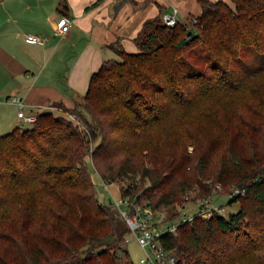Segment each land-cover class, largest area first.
Masks as SVG:
<instances>
[{
	"label": "trees",
	"instance_id": "16d2710c",
	"mask_svg": "<svg viewBox=\"0 0 264 264\" xmlns=\"http://www.w3.org/2000/svg\"><path fill=\"white\" fill-rule=\"evenodd\" d=\"M198 2L195 22L161 17L136 37L137 52L114 47L119 59L62 107L74 119L40 112L0 135V264H117L130 230L104 184L170 210L168 221L191 191L229 195L237 211L196 216L162 245L176 264H264V0ZM138 170L146 185L129 173Z\"/></svg>",
	"mask_w": 264,
	"mask_h": 264
},
{
	"label": "crops",
	"instance_id": "0c3cea01",
	"mask_svg": "<svg viewBox=\"0 0 264 264\" xmlns=\"http://www.w3.org/2000/svg\"><path fill=\"white\" fill-rule=\"evenodd\" d=\"M95 1L0 0V106H16L8 98L18 95L28 113L71 109L86 93L91 74L103 61L118 57L114 47L139 50L135 39L146 23L174 8L182 23L201 14L198 0H103L87 9ZM61 15L72 25L56 33ZM27 33L44 41L29 42ZM13 108L11 115L0 110L1 127L7 132L19 124Z\"/></svg>",
	"mask_w": 264,
	"mask_h": 264
},
{
	"label": "built area",
	"instance_id": "2783aa9c",
	"mask_svg": "<svg viewBox=\"0 0 264 264\" xmlns=\"http://www.w3.org/2000/svg\"><path fill=\"white\" fill-rule=\"evenodd\" d=\"M176 12L177 9L174 8L171 13H164L162 16L163 23L170 27L174 26L178 22L175 16ZM195 20V17L190 18L192 22H195ZM71 25L72 21L69 17L65 15L59 16L55 21L56 33L67 32ZM25 37L27 41L32 43H42L44 41V38L32 33H27ZM8 101L17 106V117L19 119L17 126L25 127L35 122L36 114L26 112V104L20 96L12 95L8 98ZM70 117L74 118L71 115ZM134 178L136 181L139 180V176ZM123 182L122 180L117 186L124 192L126 183ZM104 188L111 193L114 205L118 208L131 234L144 251V254L139 258L140 264H176V255L161 243L162 235L168 232H175L178 226L191 221L196 216L206 218L216 213L225 215L223 206L213 205L210 203V199L202 198L196 200L197 207L193 211H185L186 209H184L174 221H168L163 211H152L150 207H143L137 201V196L122 193L115 198L110 191L109 184H104ZM189 196L187 194L185 199L187 200ZM183 207L184 205L181 206V208Z\"/></svg>",
	"mask_w": 264,
	"mask_h": 264
},
{
	"label": "rangeland",
	"instance_id": "374dc122",
	"mask_svg": "<svg viewBox=\"0 0 264 264\" xmlns=\"http://www.w3.org/2000/svg\"><path fill=\"white\" fill-rule=\"evenodd\" d=\"M189 21H190V19H189ZM114 58L115 59H119L118 57H114ZM210 104L211 103L209 102V106H210ZM7 105L8 104H5V102H4L3 105L0 106V110L1 109L3 110V108H4L5 115H11L12 114V110L11 109H12V107H14L13 108L14 109V114H16V110H17L16 106H12V105H8L7 106ZM213 105L216 108L219 109L220 114L224 117L225 116V112L228 109H224L225 107H223L222 104H215V103H213ZM50 108L49 109L52 110V112L54 114H56V115H64L65 117H67L69 119H74V118L70 117V114L69 113L63 112V110L62 109H59L58 107H50ZM217 116H219V114H217ZM219 118H221V117L219 116ZM200 119H203V117L200 118ZM207 129L208 130L205 129L206 133L214 136V134L209 133V131H212V132L215 133L214 128H212L211 126L207 125ZM6 132L7 131H5V129H3L1 127V123H0V135L4 134ZM192 149H193V145H189L188 146V151H192ZM143 153H147V150H145ZM219 154L220 153L218 152L211 159V161H212L211 163L212 164L214 163V161L217 158V156H219ZM89 159H90V162L91 163H88V169H89V172H90L91 177L93 179V182H94V184H95V186H96V188L98 190V194H96V196H98L99 201H102L103 200V197L105 198V195L103 193L105 191L103 190V182L101 181L100 176L98 175V171L100 172V170H99V167L100 166H98V164H96V162L93 159H91V155L89 156ZM148 165L149 164H146L144 166H148ZM129 173H133L136 176H139L140 180L137 181V183H138L139 186L144 185L146 183L147 178L145 179V181L142 180V178H141L142 170L133 171V172H129ZM127 179H128L127 177H124L121 180L124 181L123 183H127ZM121 180H118L117 183L120 184L119 182H121ZM219 188H220V186H217V189H219ZM111 191L114 194V197L117 198L118 197V193H117L116 189L114 187H111ZM106 195L109 197V194L108 193H106ZM189 195H190L189 198L187 200L185 199L184 202H183L184 207L181 208L180 206H178L176 208V211L178 213L184 211V209H186L185 211H190V210L193 211V209H195L197 207L196 206L197 205L196 200L202 199L201 197H196L194 191H191L189 193ZM230 198L231 197L229 195H227V194H218V193L217 194H213L212 196H208L207 197V199H210L211 200V202H210L211 204L216 205V206L223 205V207H224V214L226 216L229 213H231V212L237 211V209L239 207L238 203H232L231 205H229L227 201L230 200ZM163 212L166 215L165 218H168L170 216V213H171L170 210H164ZM126 239H127V244L126 243H122V246L117 251V264H127V262H126V259L127 258H126V255H125L123 249L128 250L129 256H130V258H131V260L133 261L134 264H140L139 263V258L144 254L143 249L139 246V244L137 243V241L135 240V238L133 237V235L130 232H128L126 234Z\"/></svg>",
	"mask_w": 264,
	"mask_h": 264
},
{
	"label": "water",
	"instance_id": "95a60500",
	"mask_svg": "<svg viewBox=\"0 0 264 264\" xmlns=\"http://www.w3.org/2000/svg\"><path fill=\"white\" fill-rule=\"evenodd\" d=\"M190 33V31H188V34Z\"/></svg>",
	"mask_w": 264,
	"mask_h": 264
}]
</instances>
